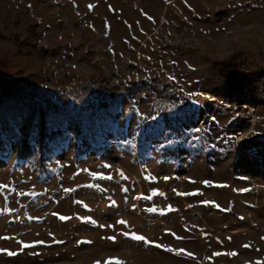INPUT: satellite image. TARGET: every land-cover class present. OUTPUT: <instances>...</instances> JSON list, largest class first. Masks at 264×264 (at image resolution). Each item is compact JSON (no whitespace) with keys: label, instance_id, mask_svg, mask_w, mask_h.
<instances>
[{"label":"rangeland","instance_id":"obj_1","mask_svg":"<svg viewBox=\"0 0 264 264\" xmlns=\"http://www.w3.org/2000/svg\"><path fill=\"white\" fill-rule=\"evenodd\" d=\"M0 60L60 105L0 106V264H264V0H0Z\"/></svg>","mask_w":264,"mask_h":264},{"label":"trees","instance_id":"obj_2","mask_svg":"<svg viewBox=\"0 0 264 264\" xmlns=\"http://www.w3.org/2000/svg\"><path fill=\"white\" fill-rule=\"evenodd\" d=\"M4 62L0 60V106H12L17 105L19 112L31 111L32 115H40L42 121L45 123L50 119V116L53 113L58 112L59 104L56 103L50 96H47L45 93H38L35 89L38 87L32 82V77L30 74L24 73L21 69H15L14 71H9L7 68H4ZM218 71L222 74L223 77L227 78V87L228 92L232 95L234 93H241L245 88V77L243 74L237 75L236 69L232 68L233 65L229 66L224 63H221ZM224 64V65H223ZM33 95H38L39 99L33 98ZM117 91L102 90L98 89L93 96V99H89L88 104L85 108L91 111L93 116H96L100 113H107L109 111H114L115 117L118 116L117 108L120 105ZM39 100H41L39 102ZM7 117L10 116L7 114ZM34 123V121L32 122ZM61 130L53 129L50 126H44L42 131V136L50 134L55 138L60 136ZM113 135L114 132L108 133ZM145 138V137H144ZM149 137L145 140L149 141ZM21 150L19 152V158H27L35 155L31 144L29 143L28 137H25L22 141ZM244 155H246L244 153ZM259 155V154H257ZM248 160H258L255 157H247ZM259 161V160H258ZM261 162H264L261 160Z\"/></svg>","mask_w":264,"mask_h":264},{"label":"snow or ice","instance_id":"obj_3","mask_svg":"<svg viewBox=\"0 0 264 264\" xmlns=\"http://www.w3.org/2000/svg\"><path fill=\"white\" fill-rule=\"evenodd\" d=\"M65 191H69V190H65ZM169 210H171V209H169ZM150 211H154V209H150ZM60 219H62V220H66V219H68V217H63V216H61L60 217ZM119 223H121V224H124L125 223V221H123V220H121V221H119ZM125 235H127V233H125ZM134 238L136 239V240H142V241H144L145 243H152L151 241H147L143 236H139V235H134ZM110 239H114L113 237H110ZM40 243H43L42 241L40 242ZM31 245H28V244H24L23 245V247L24 248H27V247H30ZM156 247H161V245H156ZM245 247H247V246H245ZM166 250H168V251H173L172 249H166ZM0 251H6V250H0ZM179 251H183V250H179ZM17 253H14V252H8V255H16ZM231 255H236V253H230ZM188 255H192L191 253H188ZM216 255H220V253H216ZM116 264H120V262L119 261H116Z\"/></svg>","mask_w":264,"mask_h":264}]
</instances>
